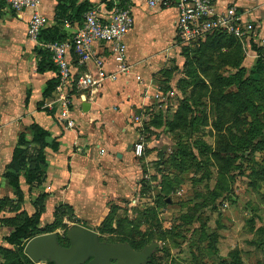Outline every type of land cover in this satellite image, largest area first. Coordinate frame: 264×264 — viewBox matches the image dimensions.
Masks as SVG:
<instances>
[{
    "label": "crops",
    "instance_id": "1",
    "mask_svg": "<svg viewBox=\"0 0 264 264\" xmlns=\"http://www.w3.org/2000/svg\"><path fill=\"white\" fill-rule=\"evenodd\" d=\"M132 1L134 26L124 38L123 57L118 59L108 45L97 43L95 49L102 65L87 59L77 78L88 71L98 82L83 89L76 85L69 89L73 128H68L58 119L57 112L47 107L57 98L56 87L53 91L49 87L55 82L57 86L58 70L42 53L46 49L28 38L31 11L19 15L0 1V209L4 207L0 210V230L11 229L3 236L4 242L15 231L13 222L24 221L39 208L42 211L37 228L42 236L54 235L52 229L63 227L59 223H73L70 237L81 232L83 251L96 248V229L112 217L124 225L131 224L141 237L155 236L158 229H149L152 223L161 221L167 228L163 209L174 200L166 197L165 202L160 198L166 194L164 186L169 179L168 174L161 172L167 156L161 151L166 152V129H173L166 122L172 118H165L161 127L155 125V118L177 112H171L166 104L170 90L165 94L163 82L171 86L170 80L180 72L174 68L188 60V55L183 54L185 49L200 48L207 39L192 47L179 44L176 8H150L146 0ZM89 4L88 0H42L40 11L49 17L46 30L57 28L65 39L71 38L83 21L84 6ZM213 5L217 13L236 8L243 35L233 36L241 42L252 38L260 44L264 42V0H213ZM219 32L223 31L213 33ZM71 56L76 62V53ZM34 124L48 132V146L41 162L44 178L30 184L21 176L19 192L7 174L16 172V147L30 148L29 156H35L38 144L33 138ZM149 130L157 135L152 132L147 137ZM139 142L145 146L142 157L135 154ZM182 192L180 189L176 193ZM144 196L148 202L142 201ZM152 199L162 203L156 204ZM10 207L17 208V212H11ZM149 208L155 219L147 213ZM5 212L11 215H3ZM23 212L27 213L22 219ZM87 239L95 245L86 243ZM157 243L153 241L143 252L128 246L133 254L131 261L117 259L127 264H145L143 257L157 248ZM108 246L103 244L98 253L109 256L119 247Z\"/></svg>",
    "mask_w": 264,
    "mask_h": 264
},
{
    "label": "rangeland",
    "instance_id": "2",
    "mask_svg": "<svg viewBox=\"0 0 264 264\" xmlns=\"http://www.w3.org/2000/svg\"><path fill=\"white\" fill-rule=\"evenodd\" d=\"M239 42L226 53L213 45L197 48L174 68L180 72L168 78L171 86L163 82L165 94L170 90L166 104L171 112L177 111L155 118L157 127L172 118L166 122L173 128L166 129V152L161 151L167 154L161 172L169 179L160 198L174 200L163 209L167 228L161 221L152 223L149 229H158L155 236L141 237L131 224L112 217L95 228L96 248L84 251L82 264H127L98 253L99 248L127 245L141 252L153 241L157 248L143 257L145 264H264V42L255 38ZM142 201L149 199L144 196ZM9 210L17 212V208ZM146 211L155 219L151 208ZM59 225L63 227L52 231L57 243L68 248L74 224ZM36 228L22 246H16L4 242L11 229L2 227L0 264H56L50 257L35 259L27 254L28 243L42 236Z\"/></svg>",
    "mask_w": 264,
    "mask_h": 264
},
{
    "label": "built area",
    "instance_id": "3",
    "mask_svg": "<svg viewBox=\"0 0 264 264\" xmlns=\"http://www.w3.org/2000/svg\"><path fill=\"white\" fill-rule=\"evenodd\" d=\"M12 7L19 15L30 10L28 20V38L44 47L58 70L57 98L47 103V107L56 111L58 119L68 128L75 126L72 118V99L69 89L74 85L78 89L87 88L98 82L88 71L77 78L79 69L85 66L87 59H95L99 66L102 60L95 45L106 44L118 59L123 57L124 38L134 26L132 0H88V8L83 13V21L71 38L63 41L40 43V36L49 24V17L40 11L42 0H0ZM150 8H176L178 18L176 30L179 44L186 47L204 41L214 31L220 30L236 37L243 35L236 17V8L225 12L215 11L213 0H146ZM72 53L78 56L76 62ZM76 65H75V63ZM144 143L135 146V154L142 157Z\"/></svg>",
    "mask_w": 264,
    "mask_h": 264
},
{
    "label": "trees",
    "instance_id": "4",
    "mask_svg": "<svg viewBox=\"0 0 264 264\" xmlns=\"http://www.w3.org/2000/svg\"><path fill=\"white\" fill-rule=\"evenodd\" d=\"M85 8H88L87 5L84 6L83 13L85 12ZM45 38V39H44ZM43 42H49V41H63L65 40V36H63L60 31H58L57 28L52 30H46L44 29L41 36L40 41ZM240 40L236 38L233 35L219 32V33H213L207 37V40L202 46L205 45H213L216 48H219L220 50L224 52H229L234 47L239 46ZM201 46V47H202ZM196 49L192 48H186L185 54L192 55V53ZM46 59L51 61L50 53L46 50L42 52ZM44 57V59H45ZM53 66V63L52 65ZM56 82L50 85L49 90L53 91L55 90ZM35 130V134L33 136L34 141L38 144V148H36V154L33 157L29 156V153L26 149L22 147H16L13 155V165L16 167V172H10L7 174V177L10 180V183L17 188L19 192H21V186H20V177L24 176L30 184L35 182H41V180L44 178V171L41 168V162L44 161V154L43 150L46 146H48V143L46 141V138L48 136V132L42 128L39 124H34L33 126ZM25 143V136L22 135L20 138V144L23 145ZM33 158V159H32ZM1 210V209H0ZM41 208L36 210V213L33 216L27 217L16 225L15 231L7 236L5 240L13 245L16 246H22L24 244L23 239L25 238L27 240L28 236L33 234V228L37 227V224L40 220L41 216ZM28 219V220H27ZM36 232L38 231V228L35 229ZM34 236V235H33Z\"/></svg>",
    "mask_w": 264,
    "mask_h": 264
},
{
    "label": "water",
    "instance_id": "5",
    "mask_svg": "<svg viewBox=\"0 0 264 264\" xmlns=\"http://www.w3.org/2000/svg\"><path fill=\"white\" fill-rule=\"evenodd\" d=\"M71 240L70 247L65 248L57 243L54 235L36 237L28 243L26 252L35 259L50 257L56 264H82L85 261V252L82 250L83 235L76 232ZM111 256L130 262L133 254L130 247L123 245L116 247Z\"/></svg>",
    "mask_w": 264,
    "mask_h": 264
}]
</instances>
